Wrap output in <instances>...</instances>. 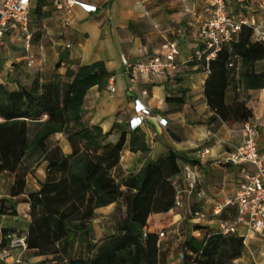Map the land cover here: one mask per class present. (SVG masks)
Instances as JSON below:
<instances>
[{
  "label": "crops",
  "instance_id": "0c3cea01",
  "mask_svg": "<svg viewBox=\"0 0 264 264\" xmlns=\"http://www.w3.org/2000/svg\"><path fill=\"white\" fill-rule=\"evenodd\" d=\"M80 1L96 6L97 10L86 12L80 6H74L67 14L56 8L54 0L32 1V18L36 20L34 24L30 23L31 51L26 52L15 35L2 38L0 84L9 90H18L29 88L35 78L43 83L60 76L64 81L68 68L101 61L109 76L102 88L93 86L87 91L82 121L86 125L100 126L104 132L115 122L129 128L136 95L130 91L123 58L130 62L148 60L154 55H163L166 52L164 44H176L179 54L174 71L165 78L147 74L138 80L139 86L147 89L142 102L167 124L163 126L158 119L151 118L138 128L145 135V152H132L128 136L112 176L116 181H122L136 174L147 159L157 160L168 150L177 156L180 172L174 179L175 205L167 212L151 214L145 228L149 233H164L158 239L157 264H190L192 250L186 242L205 240L217 232L219 219L234 217L232 207L225 208L220 215H215L214 209L217 204L233 198L246 176L255 171L251 164L222 163L227 153L241 144L244 122H208L213 115L204 95L209 70L204 61L190 60L200 46L199 29L208 17L205 12L207 0ZM226 2L231 16L264 32V0ZM38 3L41 5L40 17L39 12L33 13ZM253 39L257 40L254 35ZM29 60H33L30 66ZM254 71L264 73V60L254 65ZM236 91L240 93L236 94L232 88L227 90L226 103L230 104L238 97L252 112L250 121L258 122L264 115L260 90L244 91L240 87ZM181 96L183 103L166 100ZM51 139L65 155L72 153L62 134ZM257 142L264 154V128H259ZM203 150L208 152L201 154ZM46 167L47 162L42 160L32 164L26 175L25 192L16 197L9 195L14 174L4 173L0 179V208L3 205L7 210L0 214V231L3 228L11 230L7 247L0 249L2 264H38L44 259L12 241L23 237L27 231L30 222L28 192L40 189L41 182L46 179ZM187 167L193 172L194 187L186 174ZM12 206L16 208V215L8 213ZM116 206L113 203L95 211L92 219L95 241L112 231ZM232 236L242 238L243 246L241 255L228 264H264V231L249 234L246 226L240 225Z\"/></svg>",
  "mask_w": 264,
  "mask_h": 264
},
{
  "label": "trees",
  "instance_id": "16d2710c",
  "mask_svg": "<svg viewBox=\"0 0 264 264\" xmlns=\"http://www.w3.org/2000/svg\"><path fill=\"white\" fill-rule=\"evenodd\" d=\"M38 3L33 13L39 12ZM264 60V40H254L253 30L243 25L240 33L208 62L204 95L213 115L209 123L245 122L252 116L243 100L230 104V88L244 91L264 88V73L254 65ZM109 74L103 62L68 68L62 77L29 88L9 90L0 84V179L14 174L9 195L25 192L29 167L47 162L40 189L28 192L30 222L26 247L44 259L38 264H157L158 235H143L148 217L172 209L176 201L175 177L180 172L177 156L168 150L157 160L147 159L142 168L122 181L112 176L129 136L132 152H145V135L115 122L109 131L82 121L87 91L102 88ZM175 99L179 103L184 98ZM62 134L72 153L65 155L52 136ZM27 161V162H26ZM124 203L125 213L115 209L112 231L93 237L92 219L98 208ZM7 213L4 206L0 214ZM16 215L15 206L8 212ZM0 249L7 247L11 230L0 231ZM190 264H228L241 255L242 238L215 232L201 242L188 240Z\"/></svg>",
  "mask_w": 264,
  "mask_h": 264
},
{
  "label": "built area",
  "instance_id": "2783aa9c",
  "mask_svg": "<svg viewBox=\"0 0 264 264\" xmlns=\"http://www.w3.org/2000/svg\"><path fill=\"white\" fill-rule=\"evenodd\" d=\"M33 0H3L0 4V43L5 35H15L23 43L24 50L30 52L32 48L31 5ZM57 9L70 14L74 6H80L86 12H95L97 7L80 0H54ZM207 20L199 29L200 46L190 57L191 61H204L208 68V62L217 56V53L229 45L240 33L243 25L253 30L257 40L264 38V32L259 27L249 24L245 20L235 19L227 9L226 0H207L205 6ZM166 52L163 55H154L148 60L130 62L123 58L124 72L128 75L131 86L130 91L136 95L134 99V112L129 120V129L139 128L146 120L156 118L163 126L167 124L165 119H159L153 115L142 99L147 95V89L139 86L138 80L147 74H153L162 78L177 68V56L179 50L176 44H164ZM33 60H29L30 66ZM113 90V87H110ZM261 100L264 102V88L260 89ZM264 128V115L258 122L247 120L244 122L241 133L242 142L232 148L223 164L239 166L251 164L255 171L246 176L239 185L236 195L216 205L215 215H220L227 207L235 209V215L229 220L219 219L217 232L223 236L237 232L240 225H245L249 234H257L264 231V154L259 150L257 142L258 130ZM203 150L201 154L207 153ZM186 174L190 179L191 187H194L195 178L189 167ZM199 215L198 213H196ZM147 229L144 228L145 236ZM164 233L158 234V239ZM12 244L26 248L24 237H16ZM191 264H195L194 261Z\"/></svg>",
  "mask_w": 264,
  "mask_h": 264
},
{
  "label": "rangeland",
  "instance_id": "374dc122",
  "mask_svg": "<svg viewBox=\"0 0 264 264\" xmlns=\"http://www.w3.org/2000/svg\"><path fill=\"white\" fill-rule=\"evenodd\" d=\"M35 20H36V18L33 19V18H32V13H31V24H34ZM32 22H33V23H32ZM235 92H236V94H239V93H240L239 91H236V90H235ZM26 162H27V161H26ZM120 207H121V209H120V211L118 212V213H119V216H120V215H123V214L125 213V205H124L123 202L117 204V206H116V208H120ZM0 264H2V263H1V259H0Z\"/></svg>",
  "mask_w": 264,
  "mask_h": 264
}]
</instances>
